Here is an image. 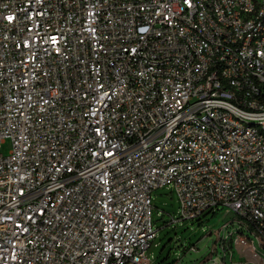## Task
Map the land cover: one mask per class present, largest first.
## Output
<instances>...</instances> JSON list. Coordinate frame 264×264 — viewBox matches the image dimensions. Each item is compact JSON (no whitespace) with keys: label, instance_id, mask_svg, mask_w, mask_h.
Listing matches in <instances>:
<instances>
[{"label":"built area","instance_id":"obj_1","mask_svg":"<svg viewBox=\"0 0 264 264\" xmlns=\"http://www.w3.org/2000/svg\"><path fill=\"white\" fill-rule=\"evenodd\" d=\"M6 139L0 264H149L163 187L264 264V0H0Z\"/></svg>","mask_w":264,"mask_h":264},{"label":"rangeland","instance_id":"obj_2","mask_svg":"<svg viewBox=\"0 0 264 264\" xmlns=\"http://www.w3.org/2000/svg\"><path fill=\"white\" fill-rule=\"evenodd\" d=\"M11 149V141L6 139L0 144V154L6 156ZM154 218L153 228L157 230L156 238L147 250L149 264H195L207 255V249L213 236L204 235L207 226L215 227L219 219L225 220L224 214L213 216L212 211H205L199 219L180 220L178 201L170 188H160L152 193ZM158 213V215H156ZM200 222V223H199ZM174 241L186 248L193 246L195 252L184 249L181 253L173 247ZM248 259L233 261L239 264H251Z\"/></svg>","mask_w":264,"mask_h":264},{"label":"bare ground","instance_id":"obj_3","mask_svg":"<svg viewBox=\"0 0 264 264\" xmlns=\"http://www.w3.org/2000/svg\"><path fill=\"white\" fill-rule=\"evenodd\" d=\"M244 240H245L244 238H241V239L239 240V243H238V244H239V245L242 244Z\"/></svg>","mask_w":264,"mask_h":264}]
</instances>
